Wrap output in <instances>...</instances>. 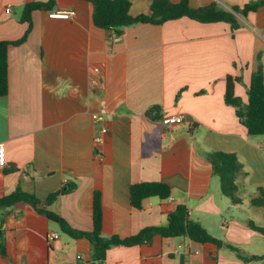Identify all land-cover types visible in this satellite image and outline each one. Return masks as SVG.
<instances>
[{"label": "crops", "instance_id": "0c3cea01", "mask_svg": "<svg viewBox=\"0 0 264 264\" xmlns=\"http://www.w3.org/2000/svg\"><path fill=\"white\" fill-rule=\"evenodd\" d=\"M31 1L48 0H0V42L26 35L30 25L20 17ZM130 1V13L137 16L149 13L154 0ZM188 1L200 8L213 1L231 7L253 0ZM56 2L54 10L71 9L76 17L54 19L51 11H34L27 40L9 48V91L0 97V143L6 147L0 198L21 189L45 201L59 192L45 208L90 232L98 191L102 235L121 238L166 225L169 214L184 205L214 238L245 256H263L264 236L251 225L264 227V208L252 204L264 188V136L248 134L235 108L226 104L225 92L226 78L239 77L235 94L247 104L258 57L264 70V7L238 15L242 27L237 31L224 22L182 18L126 28L114 42L112 31L94 26L89 2ZM154 106L161 110L152 120L146 113ZM95 115L105 117V134ZM175 115L183 122H164ZM216 152L235 155L242 166L236 179L239 203L222 192L211 161ZM11 168L18 170L8 172ZM143 182L170 185V198H149L141 209L134 208L130 188ZM71 184L76 190L64 193ZM0 224L8 253V258L0 254V264L91 261L87 239L61 237L56 223L25 203L0 210ZM52 232L59 238L49 243ZM105 264L264 261L244 262L227 246L155 236L150 244L112 248Z\"/></svg>", "mask_w": 264, "mask_h": 264}, {"label": "trees", "instance_id": "16d2710c", "mask_svg": "<svg viewBox=\"0 0 264 264\" xmlns=\"http://www.w3.org/2000/svg\"><path fill=\"white\" fill-rule=\"evenodd\" d=\"M93 6L92 21L95 27L114 32L118 37H122L126 28L141 25L153 24L163 25L166 22L188 18L200 23L224 22L231 26L232 31H237L242 27L238 15L244 17L250 13L258 12L264 7V0H253L243 6L226 7L219 1H213L207 6L194 8L188 0L174 2L173 0H154L149 5V13L133 16L130 13L132 3L130 0H84ZM56 0L47 2H27L22 9L21 22L29 23L30 28L26 35L17 41L0 42V97L6 96L9 91L8 79V52L10 46L23 44L31 31L32 13L34 11L50 12L56 7ZM239 77L228 76L226 78L225 102L236 110L240 123L247 128L248 134L253 137L264 136V70L261 58L258 57V68L252 74L251 83L248 87V103L236 96L235 85L240 82ZM179 96V95H178ZM161 108L154 106L150 108L146 116L152 120L159 118L158 113ZM157 114V115H155ZM214 172L220 177L222 192L230 198L233 203H239L237 195L238 187L236 179L242 166L237 157L233 154L216 152L211 155ZM11 168L8 172L17 171ZM65 192H73L77 185L66 186ZM60 193L51 194L45 201H41L35 195L26 193L21 189L0 198V210L13 208L19 203H25L36 210V212L56 223L61 232L72 239H87L92 248L91 261L88 264H105L108 251L114 247H132L143 244H150L155 236L162 238H182L186 237L199 244H213L218 248L227 246L236 253V256L248 262L250 260H263L264 255L248 257L232 246L211 236L203 225L190 218L189 211L184 205H178L168 216V223L163 226H150L142 229L139 233L121 238L119 236L104 237L103 228V208L100 192L94 193L93 202V230L90 232L73 228L60 215L50 211L51 205ZM171 196L170 185L163 182H143L134 184L130 188V201L134 208L141 209L145 200L149 198H159L166 200ZM252 204L264 208V188L259 189L258 196L252 200ZM252 228L264 236V227H257L252 224ZM2 224H0V229ZM0 254L3 258H8L7 248L0 233Z\"/></svg>", "mask_w": 264, "mask_h": 264}, {"label": "built area", "instance_id": "2783aa9c", "mask_svg": "<svg viewBox=\"0 0 264 264\" xmlns=\"http://www.w3.org/2000/svg\"><path fill=\"white\" fill-rule=\"evenodd\" d=\"M8 13L11 11L10 8H7L6 10ZM49 17L54 19H65V20H71L76 17V11L74 10H67V9H55L49 13ZM112 41L116 42L119 41L121 37H118L114 32H112ZM96 73H99V69H95ZM98 81L95 79L94 84L96 85ZM184 117L182 115H175V116H169L164 119V122L168 125H174L180 122H183ZM94 121L98 127H100V132L105 134L108 130L103 125L105 121V117L103 115H95ZM100 139H96V143H99ZM99 158H101V155H97ZM6 165V147L4 144L0 143V170H2ZM59 238L58 233L52 232L48 235V242L52 243L55 240Z\"/></svg>", "mask_w": 264, "mask_h": 264}, {"label": "rangeland", "instance_id": "374dc122", "mask_svg": "<svg viewBox=\"0 0 264 264\" xmlns=\"http://www.w3.org/2000/svg\"><path fill=\"white\" fill-rule=\"evenodd\" d=\"M60 236L63 237V238H67V236H65L62 232H60Z\"/></svg>", "mask_w": 264, "mask_h": 264}, {"label": "water", "instance_id": "95a60500", "mask_svg": "<svg viewBox=\"0 0 264 264\" xmlns=\"http://www.w3.org/2000/svg\"><path fill=\"white\" fill-rule=\"evenodd\" d=\"M43 208H45V206H43Z\"/></svg>", "mask_w": 264, "mask_h": 264}]
</instances>
